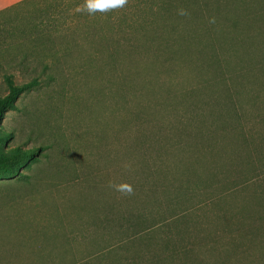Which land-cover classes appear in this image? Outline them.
I'll list each match as a JSON object with an SVG mask.
<instances>
[{"label": "rangeland", "instance_id": "1", "mask_svg": "<svg viewBox=\"0 0 264 264\" xmlns=\"http://www.w3.org/2000/svg\"><path fill=\"white\" fill-rule=\"evenodd\" d=\"M139 1L107 11L151 7ZM193 2L218 70L169 56L147 68L142 50L133 68L113 61L112 28L136 22L89 14L84 0H20L0 12V94L6 75L18 84L39 79L0 120V153L36 150L0 168V264H93L96 250L120 236L114 204L177 210L184 185L220 191L264 172V0ZM178 142L211 164L182 176L191 155L170 148ZM163 169L178 179L171 186ZM131 183L152 190L112 186ZM262 218L264 180L194 213L174 236L189 252L160 264H264ZM159 237L162 245L166 232Z\"/></svg>", "mask_w": 264, "mask_h": 264}, {"label": "trees", "instance_id": "2", "mask_svg": "<svg viewBox=\"0 0 264 264\" xmlns=\"http://www.w3.org/2000/svg\"><path fill=\"white\" fill-rule=\"evenodd\" d=\"M144 2L151 5L148 10L123 12L114 10L112 12L96 13L106 15L108 20H131L136 22L129 29L112 28V36L115 38L113 43L114 51L110 54L113 61L128 60L127 65L133 68L136 63V55L140 51H144L149 64L147 68L156 64L157 61L166 65V57L178 58L179 60H192L195 66L201 67L211 66L215 70L219 68L220 57L216 52V48L207 40V30L204 24V12L192 11L191 5L193 0H140L138 3ZM18 7V6H17ZM200 12V13H198ZM95 13V14H96ZM126 35L125 41L121 42L118 36ZM206 39V40H204ZM120 58V59H119ZM121 60V61H122ZM204 64V66L202 65ZM8 92L0 94V120L4 116V112L8 107H14L15 102L25 91L35 87L39 79L34 77L28 82L16 83L12 75L4 77ZM128 86H133L131 74L126 78ZM7 135L0 130V138ZM204 139L212 138L211 134L202 135ZM1 148V146H0ZM171 149L184 153L187 149L190 152V160L182 162L179 166L182 176L197 173L201 166H209L211 160L203 159L197 150H194L193 144L178 142L172 145ZM3 150V149H2ZM36 151L34 148L26 152L15 150L10 154L0 153V168L2 170H10L15 162L33 155ZM164 167H169L164 165ZM170 170H162V177L166 181L163 186H171L178 179H168L167 173ZM184 183L186 179H183ZM264 180V172L251 175L244 179L242 183L235 184L230 188L215 191L209 186L198 187L192 189L189 186H183L181 189L186 194V203L177 210H171L169 207L156 210L154 206H146L140 208L138 202L131 201L127 205L126 210L121 206L113 205L114 216L111 221L116 223L117 233L114 241H111L105 247H99L95 255L92 256L93 264H160L161 262L170 263L176 256L186 255L189 252V244L184 238L175 239V233L178 231H188V221L190 217L197 211L217 204L219 201L228 198L235 193L243 190L247 186H251ZM162 181L161 177L157 182ZM182 181V180H181ZM187 181V180H186ZM133 183V182H132ZM131 183V184H132ZM133 185V184H132ZM162 186V187H163ZM154 187H159L155 185ZM132 194L148 192L146 184L132 186ZM134 197V196H133ZM139 200V199H136ZM156 200V199H155ZM177 200L175 197H169V203L174 204ZM105 218V217H104ZM104 222L103 219H101ZM122 220L124 222H122ZM264 222V218H262ZM185 224L182 226V224ZM164 231L166 238L162 245L159 243V235ZM181 241H178L180 240ZM163 246L166 255L162 257L159 252V246ZM171 246L174 250L171 251Z\"/></svg>", "mask_w": 264, "mask_h": 264}, {"label": "clouds", "instance_id": "3", "mask_svg": "<svg viewBox=\"0 0 264 264\" xmlns=\"http://www.w3.org/2000/svg\"><path fill=\"white\" fill-rule=\"evenodd\" d=\"M126 0H84L83 10H86L89 14H93L97 11L105 12L109 9L123 7ZM81 8H77V11H81ZM117 190L131 191V188L126 185L114 184L112 185Z\"/></svg>", "mask_w": 264, "mask_h": 264}, {"label": "crops", "instance_id": "4", "mask_svg": "<svg viewBox=\"0 0 264 264\" xmlns=\"http://www.w3.org/2000/svg\"><path fill=\"white\" fill-rule=\"evenodd\" d=\"M20 0H0V12L4 10H12L13 7L19 5Z\"/></svg>", "mask_w": 264, "mask_h": 264}]
</instances>
